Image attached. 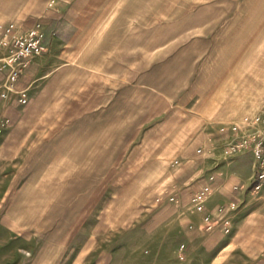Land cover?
<instances>
[{"label": "crops", "instance_id": "crops-1", "mask_svg": "<svg viewBox=\"0 0 264 264\" xmlns=\"http://www.w3.org/2000/svg\"><path fill=\"white\" fill-rule=\"evenodd\" d=\"M47 1L2 0L0 11L16 16L47 15L52 13L46 7ZM59 3L62 12L72 14L67 20L73 24H80L89 12L85 8L87 0H74L72 5L69 0ZM208 10H191L185 18L158 26L169 30L170 35L163 30L153 43L171 39L175 48L185 47L177 50L172 59L163 60L150 72L138 76L140 83L160 90L171 82L181 85L188 80L180 72L194 60L191 53L208 40L184 35L183 30L205 22ZM178 12L181 14L182 6L175 10ZM43 23L45 30L48 20ZM225 41L217 39L214 44ZM36 60L22 76L20 87L43 76L41 69L33 67ZM134 60L129 49L120 57H105L93 75L79 70L78 75L84 79L68 84L55 107L61 111L53 114L57 115L53 126L68 124L61 131L54 127L35 138L24 137L21 131L27 122L39 125L46 118H30L20 109L23 106L6 105L11 126L0 134V222L10 231L7 234L27 241L29 264H191V255L198 247H204L209 237L200 227V223H205L203 214L192 209V195L210 183L212 193L207 208L212 213L240 199L242 189L252 183L255 161L249 153L226 165L215 162L207 152H198L199 148L210 146L212 134L199 138L196 131L191 135L192 141L201 142L196 152L187 142L178 143L181 135L166 147H143L138 156L133 150L124 151V146L119 148L117 135L112 132L117 131L123 119L134 122V90L126 89L125 95L119 96L118 89L103 74L117 76L122 64L133 65ZM126 70L129 73L130 68ZM203 91L204 88L191 90ZM137 92L149 94L145 87ZM28 94L25 107L31 109L35 100L43 106V90L35 95L32 89ZM193 123H201L200 118ZM103 124L110 129L102 130ZM155 137L154 140L163 139L162 135ZM146 139H150V134L143 135ZM26 142L29 143L25 146ZM174 157L177 158L171 162ZM171 196L176 200L170 201ZM182 245L186 246V259L180 258Z\"/></svg>", "mask_w": 264, "mask_h": 264}, {"label": "rangeland", "instance_id": "rangeland-1", "mask_svg": "<svg viewBox=\"0 0 264 264\" xmlns=\"http://www.w3.org/2000/svg\"><path fill=\"white\" fill-rule=\"evenodd\" d=\"M59 1L46 2L47 9L52 11L48 16H16L0 11V21L8 15L10 18L7 19L24 24L35 20L44 24L48 20L44 30L46 51L33 66L41 69L43 76L25 86L28 93L32 89L33 94L44 91L43 106L35 100L31 109L28 104L20 108L26 116L46 118V122L32 126L27 122L21 131L24 137L35 138L54 127L63 130L67 122L53 126L57 116L53 114L61 111L55 107L62 100L68 84L84 79L78 71H88L93 75L105 57L111 58L114 54L120 57L129 49L135 59L133 65L126 66V63L118 61L124 66L119 68L117 76L103 75L111 81L109 83L113 88L118 89L119 96H124L126 89L134 90V122L123 119L119 121L117 131L112 133L117 135L119 148L124 146V151L133 150L135 156L142 153L143 147L150 150L166 147L177 135H181L178 143L187 142V146L196 152L201 142L191 140L194 132L197 131L199 138L207 134L216 136L221 126H231L264 106V0H87L85 8L89 12L80 24L67 20L72 14L62 12ZM69 1L72 5L74 0ZM180 6L181 14L175 13ZM203 7L209 8L207 20L194 24L192 29L183 30L184 35L208 40L197 47V52L191 53L194 60L180 72L187 75L188 80L180 83L182 86L171 82L160 90L157 86L140 83L138 76L150 72L154 66L164 63L163 60L172 59L177 50L185 47L178 45L175 48L171 39L153 43L161 35L159 32L166 30L158 29V26L185 18L189 11ZM64 10H67L66 7ZM216 38L226 39L227 43L214 44ZM126 40L131 43L126 44ZM128 67L129 73L126 70ZM89 79L94 78L90 76ZM141 87L147 88L149 94L137 92ZM197 88H204V91L191 92ZM142 99L144 103L138 102ZM142 105L146 107H138ZM196 118H200L201 123L194 124ZM101 128L110 129L105 124ZM111 128L114 129V126ZM148 134L150 139L143 140V135ZM157 135H162L163 139L154 140ZM249 154L255 161L253 153ZM210 155L220 164L226 156L222 149ZM176 158H172L171 162ZM253 181L242 189L244 193L240 199H235L234 206L233 202L226 203L222 209L212 212L218 224L229 221V232L222 227L208 228L205 223H200L205 236L209 237L205 246L198 247L191 255V264H263L264 181L259 187H255ZM7 233L10 231H6L0 222V264H29L27 241L22 236ZM85 264L97 263L89 261ZM114 264L125 263L119 261Z\"/></svg>", "mask_w": 264, "mask_h": 264}, {"label": "built area", "instance_id": "built-area-1", "mask_svg": "<svg viewBox=\"0 0 264 264\" xmlns=\"http://www.w3.org/2000/svg\"><path fill=\"white\" fill-rule=\"evenodd\" d=\"M46 51V41L43 24L35 20L24 24L13 19L0 22V134L5 133L11 126L6 113L7 104L24 106L29 100L26 87H20L22 76L36 58ZM210 146L199 148L200 153H216L222 149L226 156L223 164L230 165L239 156L253 153L255 157V173L253 182L259 187L264 181V106L252 116H245L231 126H221L216 136H212ZM222 143L220 144V142ZM215 175L211 177L214 179ZM258 182V184H256ZM212 193L210 183L197 190L191 198L196 212L203 214V220L208 228L222 227L230 231L228 220L218 224L215 217L207 208V201ZM175 201L176 197H169ZM235 203H232L234 206ZM222 209V208H221ZM186 246L180 249V258L185 259ZM264 264V262H263Z\"/></svg>", "mask_w": 264, "mask_h": 264}]
</instances>
